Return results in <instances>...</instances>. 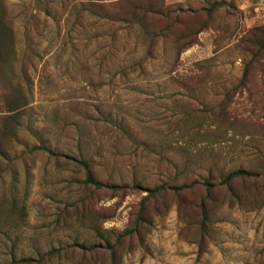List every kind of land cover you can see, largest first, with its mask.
<instances>
[{
  "label": "rangeland",
  "instance_id": "obj_1",
  "mask_svg": "<svg viewBox=\"0 0 264 264\" xmlns=\"http://www.w3.org/2000/svg\"><path fill=\"white\" fill-rule=\"evenodd\" d=\"M112 2L0 0L15 44L9 75L27 99L0 151V264L53 249L61 255L43 264H76L79 247L116 236L117 264H264V76L255 68L239 83L238 45L264 25V0H162L169 16L154 7L144 31L103 19ZM63 156L123 189L82 186ZM238 169L251 176L217 184ZM191 182L140 205L144 189ZM82 201L107 219L63 225Z\"/></svg>",
  "mask_w": 264,
  "mask_h": 264
},
{
  "label": "trees",
  "instance_id": "obj_2",
  "mask_svg": "<svg viewBox=\"0 0 264 264\" xmlns=\"http://www.w3.org/2000/svg\"><path fill=\"white\" fill-rule=\"evenodd\" d=\"M111 1H114L112 2L114 6L112 10L106 8V6H109V3H104V5L100 6L99 10L101 12V17L112 22L126 24L129 28L135 27L138 30L144 31L142 30L144 27V19L146 18V15L153 13L151 10L154 7H157V14H162L165 12L164 14L166 17L169 16L166 6H162V0ZM221 6H223L221 1L213 2L207 8L203 9V11L208 14ZM162 7H164V10L160 12ZM243 36L244 37L239 41L238 44L239 47H241L244 56H246V60L242 63L241 78L239 81V83L242 85L246 83L247 76L255 68L259 69L260 73H263L261 78L264 76V25L250 29ZM147 38H149L150 41L152 40L150 37ZM191 44L192 43L190 42L186 43L178 50V53L187 49ZM14 45L11 23L5 17L4 10L0 4V151L5 149L9 139L15 135L16 126L21 118V113L27 106L25 94L21 91L19 84L16 83L9 75L13 65ZM41 150L47 154L48 158L53 159V161L57 163V158L59 155L54 154L53 152L44 148H41ZM62 158L66 161L74 162L81 169L83 173V180L81 183L82 186L91 187L96 191L102 189H111L116 192L119 189H123V187L121 188L118 186H111L96 181L88 160H74L73 158L66 156H63ZM262 174L264 175V169ZM250 176V172L238 169L222 175L219 174L216 179H218V185L227 186L229 183L235 180L249 178ZM196 184V182H191L187 185H180L176 187L160 185L151 189H144L146 197L143 198L140 205H145L147 200L157 196L160 193H163L165 190L180 192L190 189ZM201 186L206 192H208L214 186V184L210 183L209 179H207L201 183ZM11 206L12 208H15L18 216L23 217L22 207L17 208L15 202H12ZM198 210L204 219L205 209L202 200L198 204ZM65 215L67 217L62 220L63 225L75 224L76 222L96 225V223H99L101 220L105 221L107 219L104 217L100 220L99 214L94 211V208L89 204L83 203V201L80 202V206L73 207L70 214L65 213ZM137 220L141 219L137 218ZM118 241L119 237L116 236L111 244L107 243L105 240L103 248H100L98 245L87 248L79 247V260L76 264H95L98 262V259L93 258L94 255H97L95 253H97V250L99 249L105 250L107 255V260H102L100 263L104 264L106 261H108L109 264H117L115 260V247ZM61 253L62 250L53 249L46 252L44 256H40L35 260L31 258L18 259L11 262L10 264H43L46 258L60 256Z\"/></svg>",
  "mask_w": 264,
  "mask_h": 264
}]
</instances>
